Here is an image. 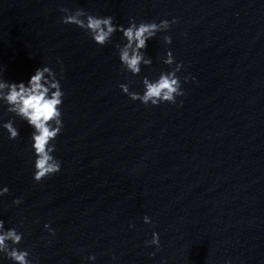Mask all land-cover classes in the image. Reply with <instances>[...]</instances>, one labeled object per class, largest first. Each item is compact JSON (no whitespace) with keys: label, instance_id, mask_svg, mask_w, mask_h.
<instances>
[{"label":"water","instance_id":"1","mask_svg":"<svg viewBox=\"0 0 264 264\" xmlns=\"http://www.w3.org/2000/svg\"><path fill=\"white\" fill-rule=\"evenodd\" d=\"M61 7L125 26L176 23L147 41L152 64L131 76L113 43L60 23ZM165 34L182 62V105L129 100L118 84L139 91L142 76L168 70ZM57 57L60 171L34 182L31 129L14 120L15 140L0 129V219L23 232L18 247L37 264H264V0H0L3 78L26 82L44 63L59 71ZM153 230L160 250L149 256Z\"/></svg>","mask_w":264,"mask_h":264},{"label":"clouds","instance_id":"2","mask_svg":"<svg viewBox=\"0 0 264 264\" xmlns=\"http://www.w3.org/2000/svg\"><path fill=\"white\" fill-rule=\"evenodd\" d=\"M62 13L60 23L74 25L80 29L95 45L103 47L108 43H113L114 54L118 58L120 70L131 76H138L141 67H148L152 64V58L147 55L145 49L147 41L156 37L157 33H167L171 25L176 23V19H160L139 21L129 17L127 26L116 24L110 15L97 16L81 8L70 10L66 7L59 8ZM114 33H119L118 41L113 42ZM172 42L171 36L165 34L162 43L165 46L164 54L160 57V62L166 65L168 70H161L153 78L145 75L140 78L141 89L139 91L130 90L131 80L118 84L120 92L133 102L153 107L163 103L173 104L180 107L183 101L177 102V97L184 94L181 85V77L178 73L182 69V62L176 61L170 48L167 46ZM56 71L48 64L44 63L37 67L28 80L11 82L3 78V68L0 67V110H3L8 118L5 120L0 115V129L7 134V139L15 140L19 135V130L14 124V120L23 121L31 129L29 135V150L31 153L32 180L39 183L47 176H51L60 171L61 161L54 157L55 138L63 128L62 104L64 91L61 85L63 79V65L59 57L56 58ZM194 79V78H193ZM188 76L183 77V82L187 83ZM9 189L7 185L0 186V197L5 196ZM12 205L22 203L21 198H14ZM146 225H153L150 216L147 214L141 217ZM129 228L133 227L130 222ZM54 237L55 231L50 227V222L43 225ZM23 232L16 227H5V221L0 219V264L4 260L9 264H37L30 258V250L18 247L23 239ZM144 246H152L155 251L149 256L155 255L160 250L159 234L151 232V238L144 241ZM87 261L94 262L95 255L89 254ZM225 264H231L225 260Z\"/></svg>","mask_w":264,"mask_h":264}]
</instances>
